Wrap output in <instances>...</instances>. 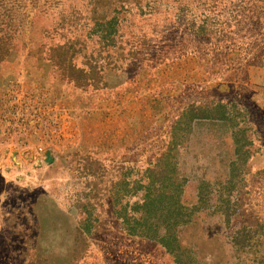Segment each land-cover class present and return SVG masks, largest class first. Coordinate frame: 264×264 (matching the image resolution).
<instances>
[{
  "label": "rangeland",
  "instance_id": "374dc122",
  "mask_svg": "<svg viewBox=\"0 0 264 264\" xmlns=\"http://www.w3.org/2000/svg\"><path fill=\"white\" fill-rule=\"evenodd\" d=\"M164 177L183 264H264V0H0V264H174Z\"/></svg>",
  "mask_w": 264,
  "mask_h": 264
},
{
  "label": "trees",
  "instance_id": "16d2710c",
  "mask_svg": "<svg viewBox=\"0 0 264 264\" xmlns=\"http://www.w3.org/2000/svg\"><path fill=\"white\" fill-rule=\"evenodd\" d=\"M166 184L173 186L172 190L167 191L165 187L156 192L151 191L149 187L146 189L141 206L131 208L128 220L124 223L125 230L130 236L158 244L173 257L174 264H183L182 256L185 252L178 243L174 229L188 223L196 211L207 210V200L206 196H203L204 193L199 192L196 205L190 208L184 207L180 202L182 191L178 184L175 185L171 177H164L160 185ZM220 201L221 204L215 207L214 212L223 214L226 221H229L230 217L237 213L232 206H229L227 198ZM239 235L241 232L235 233L234 245L239 244L237 239Z\"/></svg>",
  "mask_w": 264,
  "mask_h": 264
},
{
  "label": "water",
  "instance_id": "95a60500",
  "mask_svg": "<svg viewBox=\"0 0 264 264\" xmlns=\"http://www.w3.org/2000/svg\"><path fill=\"white\" fill-rule=\"evenodd\" d=\"M44 156H45V158H44V162H45L46 164H51V162H52V158H51V156H50V153H49V152H46Z\"/></svg>",
  "mask_w": 264,
  "mask_h": 264
}]
</instances>
